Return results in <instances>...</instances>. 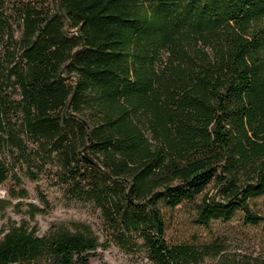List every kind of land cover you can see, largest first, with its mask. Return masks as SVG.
Wrapping results in <instances>:
<instances>
[{
    "label": "trees",
    "instance_id": "16d2710c",
    "mask_svg": "<svg viewBox=\"0 0 264 264\" xmlns=\"http://www.w3.org/2000/svg\"><path fill=\"white\" fill-rule=\"evenodd\" d=\"M48 164L99 231L20 218L0 264H86L111 242L198 264L221 243L168 242L161 211L198 195L200 224L263 221L264 0H0V185Z\"/></svg>",
    "mask_w": 264,
    "mask_h": 264
},
{
    "label": "rangeland",
    "instance_id": "374dc122",
    "mask_svg": "<svg viewBox=\"0 0 264 264\" xmlns=\"http://www.w3.org/2000/svg\"><path fill=\"white\" fill-rule=\"evenodd\" d=\"M53 166L46 165L42 172L30 178L19 170L20 182L16 187L11 180L0 185V228L10 222L18 223L24 218L30 224H36L38 233L44 232L50 223L70 220L89 223L95 232L99 229V210L90 203L72 198L62 186L55 183ZM21 186L25 195L10 197L8 191H15ZM212 191L209 188V192ZM196 196L173 207L161 206L165 222V237L168 242L191 243L201 246L203 243L220 242L221 250L204 255L198 264H222L221 260L236 257L247 260L252 256L264 261V220L259 223L243 222L242 212L235 210L228 220H211L208 224L196 221ZM251 209L264 215L262 196L249 198ZM33 204L43 208L29 214V206ZM86 264H152L144 251H124L111 242L107 247H97L95 254L88 257Z\"/></svg>",
    "mask_w": 264,
    "mask_h": 264
}]
</instances>
